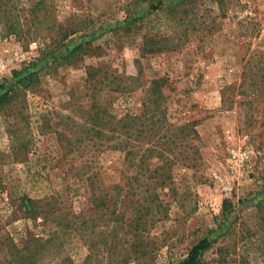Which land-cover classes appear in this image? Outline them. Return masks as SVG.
<instances>
[{"label":"rangeland","instance_id":"obj_1","mask_svg":"<svg viewBox=\"0 0 264 264\" xmlns=\"http://www.w3.org/2000/svg\"><path fill=\"white\" fill-rule=\"evenodd\" d=\"M10 1L24 31L0 26V60L12 61L0 94L38 77L0 113V264H18L50 230L63 247L55 240L36 264H174L204 238L214 244L200 264H264V0H202L176 30L143 0ZM152 36L159 52L144 51ZM164 77L169 121L194 122L198 138L166 151L164 185L129 182L125 155L94 136L91 117L141 113ZM150 193L167 217L133 237L114 205Z\"/></svg>","mask_w":264,"mask_h":264},{"label":"trees","instance_id":"obj_2","mask_svg":"<svg viewBox=\"0 0 264 264\" xmlns=\"http://www.w3.org/2000/svg\"><path fill=\"white\" fill-rule=\"evenodd\" d=\"M143 1L151 3L152 12L164 13L166 19L168 20L169 28L171 30H176L185 24L187 18L191 14L190 9L194 8V6L202 0L184 1L171 8H166L164 6L165 0ZM212 1L217 2L221 0ZM16 11L17 10H15L10 0H0V26L4 31L2 36L24 31L22 21L14 19V14L17 18L20 16ZM32 12H36V8L33 9ZM169 38L170 36L165 39ZM146 39L148 41V46L145 48V52L155 53L161 50V48H156L160 45V38L152 36L147 37ZM82 49L83 46L76 47L70 55L66 57V60L76 56V54ZM15 76H19L17 72H15ZM36 77H38V74H31L25 78H21L16 82L12 89L0 94V113L11 104L13 94L26 91ZM166 84H168V80L165 77L151 82V87L145 90V102L141 113L139 114L127 113L122 117H118L108 112L109 115L107 116L104 110H100L101 112L97 111V113L91 117L92 120L90 119L94 136L98 139L105 138L109 143L108 147H110L111 150L120 151L125 155L124 160L126 162V166H124L125 172L127 171V173L125 174L124 179H127L129 182L136 180L141 175L150 177L160 176L163 180L159 184L164 185L166 180H171L172 169L171 166H167L170 159L168 158L166 151L171 145L178 147L181 143L186 142L188 144L190 141L192 143L194 139L198 138V132L195 130L194 122H189L183 124L182 126H176L169 121L168 108L166 106L168 96H166L163 92V87ZM1 87L2 84L0 85V88ZM101 114H103V119L101 118ZM100 118L103 122L99 121ZM100 125L104 126L105 132L98 130L100 129L98 128ZM142 149L144 150V154H140L141 161H139V153ZM154 159H158L162 166L153 168L151 161ZM136 167H140V170L135 173ZM148 197L149 198H146V202L144 203L139 200H135L134 203H123L122 201L120 206L118 203L114 205L113 213L117 219L115 221H117L119 225L121 224L124 227H127L129 231L133 233V237H142L145 235L147 232V225L150 220L155 222L167 217L164 213L166 212V207L168 205L165 204L159 196H156V194L150 193ZM184 201L185 200H183V202ZM127 207L132 209L135 216L130 217L128 222L124 223V220L122 221L119 217L125 212L122 211V209H128ZM259 211L262 213L264 212V205L259 207ZM61 230L65 231L64 234L69 231L68 226L65 224H61ZM49 233L50 235L47 238H34L32 242L35 246H37L36 249L34 250L30 247H26L25 254L19 255L20 259L18 260H22V263L24 264H36V259L40 258V252L47 250L48 246L52 248L53 245H55V240L63 247L64 242L59 240V236L58 238L53 236L51 230ZM213 244L214 243L212 241L204 238L190 249L186 257L174 264H200L204 252L211 249ZM39 248L41 250H39ZM20 250L18 251V254L21 252ZM18 260L16 263L19 264ZM11 262H13V260Z\"/></svg>","mask_w":264,"mask_h":264},{"label":"built area","instance_id":"obj_3","mask_svg":"<svg viewBox=\"0 0 264 264\" xmlns=\"http://www.w3.org/2000/svg\"><path fill=\"white\" fill-rule=\"evenodd\" d=\"M10 62H12V61H10ZM10 62H6L4 60H0V81H2L3 78L5 77V74L8 71Z\"/></svg>","mask_w":264,"mask_h":264}]
</instances>
